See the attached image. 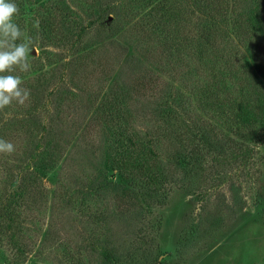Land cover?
<instances>
[{
	"label": "rangeland",
	"instance_id": "rangeland-1",
	"mask_svg": "<svg viewBox=\"0 0 264 264\" xmlns=\"http://www.w3.org/2000/svg\"><path fill=\"white\" fill-rule=\"evenodd\" d=\"M23 3L30 68L4 74L30 96L0 109V193L18 194L0 264H264V0L210 24L193 0ZM48 16L62 27L44 39ZM128 150L148 170L123 167Z\"/></svg>",
	"mask_w": 264,
	"mask_h": 264
},
{
	"label": "clouds",
	"instance_id": "clouds-1",
	"mask_svg": "<svg viewBox=\"0 0 264 264\" xmlns=\"http://www.w3.org/2000/svg\"><path fill=\"white\" fill-rule=\"evenodd\" d=\"M19 12L16 0H0V109L9 106L13 100L23 105L30 96V92L21 86L20 76L4 74L14 71V66L24 72L30 68L28 56L32 41L24 36L20 25L14 19ZM33 26L38 28L39 22L36 21ZM22 37L23 41L17 43ZM12 151L14 145L0 139V152Z\"/></svg>",
	"mask_w": 264,
	"mask_h": 264
},
{
	"label": "trees",
	"instance_id": "trees-1",
	"mask_svg": "<svg viewBox=\"0 0 264 264\" xmlns=\"http://www.w3.org/2000/svg\"><path fill=\"white\" fill-rule=\"evenodd\" d=\"M193 1L195 2L196 7L199 9L201 14L204 15V17L207 19V21H209V24L211 22L212 23L216 22L220 16L224 15L226 7L229 3V0H193ZM16 2H17L19 9H20L19 15L17 17L23 18V16L25 15V11H26V8H24L23 0H16ZM163 8H165L166 9L165 11L168 12L169 14H171V16H174L175 15L174 11H176L178 9L176 4L172 5L168 2L164 3ZM20 18L17 20V23L20 22L19 21ZM50 19L51 18L49 16L44 17L43 21L40 22V25L44 31L43 34H45V35H43L44 39L50 38V32L53 31L52 29H54V27H56L58 29H60L62 27L61 22L55 21V23H54ZM258 23H259L261 31L263 32L264 26H262L259 19H258ZM68 39H69V37H67L65 39V41ZM75 44H76V42H75ZM218 89H220V83H219V81H217L216 79L213 78L210 83H207L204 86V88L202 90V92H203L202 95L206 98L207 97L208 98L213 97V96L216 97L219 95V92H217ZM260 105H261L262 109H264V101L263 100L260 101ZM244 120H245L244 117H242V120L240 118H238V122H243ZM229 128L231 129L229 131H234V132L238 133V129H237L236 124L230 125ZM223 141H224V139H220L219 143H221ZM52 145H53V143H52ZM51 146L46 147V149H42L41 151H43V152H41V153H38V154L36 153V154H34V156L32 155V158L34 160L37 159L39 161L35 165L37 170L38 169L44 170L48 167L47 164H49L51 162L54 163L52 161V159L50 158L51 152H49V150H51V148H50ZM39 147L42 148L41 145H39ZM46 152H49V153H46ZM138 152L139 151H136V153H135L131 150H128L124 156L122 153V157H121V162L123 164L122 166L125 168H130L131 173L138 172V170H143V171L148 170L146 168L147 166L144 165V163L142 162V154H140L141 152H139V153ZM43 160H46V162ZM13 194L15 195L14 197L10 195V197L4 199L0 193V225L3 222L4 218L8 219L9 225H11L15 221V215H14V212H13V209L11 208V206L14 203V200L16 199L18 194H16V193H13ZM17 247H18V252L19 251L24 252V248L22 246L19 245Z\"/></svg>",
	"mask_w": 264,
	"mask_h": 264
}]
</instances>
